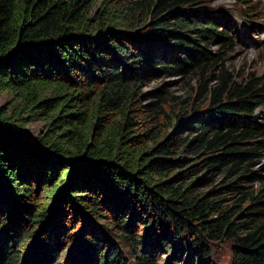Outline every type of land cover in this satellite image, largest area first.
<instances>
[{"label": "trees", "instance_id": "obj_1", "mask_svg": "<svg viewBox=\"0 0 264 264\" xmlns=\"http://www.w3.org/2000/svg\"><path fill=\"white\" fill-rule=\"evenodd\" d=\"M204 4L0 0V91L18 101L0 113V264H55L63 247L65 264H126L117 242L134 264H178L183 251L205 264L223 239L233 264H264V186H246L261 180V84L222 71L200 85L179 139L147 140L135 115L147 69L203 82L221 62L207 47L229 46L230 30ZM152 95L163 113V89ZM22 115L45 136L23 140Z\"/></svg>", "mask_w": 264, "mask_h": 264}, {"label": "rangeland", "instance_id": "obj_2", "mask_svg": "<svg viewBox=\"0 0 264 264\" xmlns=\"http://www.w3.org/2000/svg\"><path fill=\"white\" fill-rule=\"evenodd\" d=\"M208 12L214 16L217 24H225L230 30L229 38L231 39L229 46L211 45L207 49L214 55L222 57L221 62L212 71L208 73L203 82L197 73L187 76H177L172 78L156 77L150 74V69L145 71L143 80L139 86V95L141 98L136 100L135 108L140 125L138 126L143 132L152 129L147 140L151 137H156L159 134L158 129L167 130L166 136L159 139L163 142L174 134V138L181 137V120L178 115L182 110H189L194 100L198 96L199 86L205 85L207 82L215 80L222 71H228L231 77L238 83L251 82L261 84L264 88V0H205L204 4ZM102 9L101 2L96 3L94 9ZM163 89L162 101L160 102V111L156 108L155 103L160 99L155 97V93ZM52 92H47L46 97H50ZM14 94L6 91H0V113L7 112L8 116H12V108H14L18 101ZM187 101V102H185ZM185 102V103H183ZM137 106V107H136ZM140 108L141 111H138ZM146 108V109H145ZM153 110V113H150ZM144 112V113H143ZM151 114L146 118V114ZM261 122L264 123V105L259 107L255 113ZM27 121L17 126V134L23 139L30 141L32 139L45 136L47 133V126L44 120L33 118L31 121L26 115H22ZM155 119L152 121L151 118ZM145 124H142V122ZM160 122V126L158 125ZM159 127V128H156ZM138 132V131H137ZM176 134V135H175ZM254 169L260 174L261 180L257 183L251 184L247 182L246 186L261 188L264 186V156L253 163ZM219 182V181H218ZM210 183L201 186L203 191L212 189L209 187ZM36 202L29 203L31 207ZM19 206L14 204L11 209V214L16 212ZM96 226L100 224L95 223ZM29 224L24 225V230L28 231ZM30 230H33L31 228ZM36 238V236H35ZM111 238H114L111 235ZM185 241L181 240V243ZM125 253L126 264H134L124 246L116 243ZM211 252L210 264H233V246L234 243L228 240H212L208 244ZM63 247L59 258L54 262L55 264H65V249ZM70 251L68 258L70 257ZM127 253V254H126ZM166 256V255H165ZM162 256V260H166ZM178 264H186V251L181 252ZM171 257V256H169ZM178 257V258H179ZM67 258V259H68ZM176 258V259H178ZM175 260V259H174ZM170 262V261H169ZM168 262V263H169ZM205 263V264H208Z\"/></svg>", "mask_w": 264, "mask_h": 264}]
</instances>
